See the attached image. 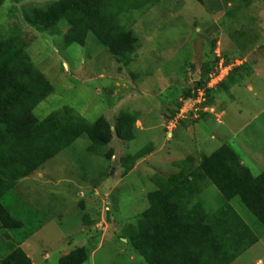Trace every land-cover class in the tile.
<instances>
[{
  "label": "rangeland",
  "instance_id": "374dc122",
  "mask_svg": "<svg viewBox=\"0 0 264 264\" xmlns=\"http://www.w3.org/2000/svg\"><path fill=\"white\" fill-rule=\"evenodd\" d=\"M56 1L4 0L0 31L20 30L26 53L54 88L34 114L43 121L69 108L89 124L103 119L112 138L100 154L112 157L89 153L91 143L83 136L43 166L45 199L29 201L31 214L38 216L27 220L26 229L35 232L27 249L30 259L59 264L72 251L86 248L85 264H147L128 243L126 227L148 209L155 175L178 173L174 163L189 157L198 165L226 140L255 178L264 173V152L254 151L264 149V125L255 122L260 113L264 117V73H255L256 66L264 68V0H156L122 18L139 39L138 50L125 60L113 57L93 35L85 47L65 48L66 27L56 32L36 27L32 11ZM221 68L230 71L223 70L222 77ZM211 77L217 79L210 83ZM189 91L192 97L187 98ZM208 91L213 106L203 102ZM181 109L187 110L186 118L169 136L168 124ZM123 114L134 119L133 142L116 136ZM212 135L216 142L210 141ZM256 136L263 141L259 147L246 145ZM142 153L126 175L124 159ZM199 201L209 214L231 206L259 238L233 264H264V227L240 199L227 202L206 183ZM11 202L13 193L5 200L12 210ZM0 241L5 239L0 236ZM9 251L0 245V260Z\"/></svg>",
  "mask_w": 264,
  "mask_h": 264
},
{
  "label": "trees",
  "instance_id": "16d2710c",
  "mask_svg": "<svg viewBox=\"0 0 264 264\" xmlns=\"http://www.w3.org/2000/svg\"><path fill=\"white\" fill-rule=\"evenodd\" d=\"M155 2L57 0L47 7L35 8L31 20L36 27L51 32L66 27L65 48L85 47L93 35L113 57L125 60L138 50L139 39L122 24V18L146 10ZM3 4L4 0H0V8ZM230 81L237 83L233 78ZM197 85L202 87L205 83ZM53 93V86L26 53L20 30H11L8 35L0 31V236L17 245L9 248L10 253L0 264H33L20 246L35 232L28 231L5 203L20 181L41 170L83 136L91 143L89 153L105 159L112 157L100 154L112 138L103 119L89 124L69 108L54 112L43 121L34 114ZM211 93L207 92L208 106L214 105ZM186 97H192L191 91ZM135 130L132 115H121L116 126L117 138L133 142ZM144 156V153L127 156L123 161L125 174ZM174 166L178 173L168 178L160 175L152 178L156 190L148 195L149 207L136 219V224L126 227L128 243L147 264H233L259 238L231 206L209 214L199 198L204 185L210 183L225 201L240 199L264 227V173L255 178L230 145L203 157L198 165L189 157ZM87 261L86 248H78L62 257L59 264Z\"/></svg>",
  "mask_w": 264,
  "mask_h": 264
},
{
  "label": "crops",
  "instance_id": "0c3cea01",
  "mask_svg": "<svg viewBox=\"0 0 264 264\" xmlns=\"http://www.w3.org/2000/svg\"><path fill=\"white\" fill-rule=\"evenodd\" d=\"M256 67H257L256 70H255L256 74L264 73V68L259 67V66H256ZM262 114H264V113H262ZM255 122H257L258 124H261V125L263 124L264 125V117H263V115H261V113L259 115H257V117L255 118ZM251 126H252L251 123H249L248 125H246V129H248ZM258 131L259 130H257V132ZM234 137H235V139H237L238 138V134H236V135L234 134ZM222 139H224L223 136H222ZM210 141L216 142L217 141V137L212 135ZM226 141H220L218 149L220 147H222L223 145H228L226 143ZM261 142H263V141H261L257 136L255 138L250 137V138L247 139V141H245L246 145H252V146L253 145H258V147H259ZM230 146L233 147L232 145H230ZM257 149L259 150L260 153L264 152V149L261 151L259 148H255L254 151L257 152L258 151ZM242 163L245 165L244 161H242ZM39 171L33 173L28 178L20 181L16 185L14 190H13L14 202L13 203L11 202V206L13 205L12 212L14 213V215L16 217L21 219L26 226L29 223V221L27 222V220L34 219L33 217H35V216H36L35 218H38L37 215L31 214L30 209H29L31 207V205H29L30 204L29 201L32 199V202H34V200H33L34 197L40 198V200H42V201H44V199H45L44 195H42L41 192L44 191L43 179L45 178L46 174L45 173H41ZM39 191H40V193H39ZM44 210H47V207H44ZM37 232H39V231H37ZM29 240L26 241L24 244H22L20 246V248L22 250L24 249L23 251L30 258V254H29V252L27 250L28 247H30ZM0 245L2 246V248L8 247V249L11 248V247L14 249V248L17 247V245L12 246L11 242H8V241H4V242L0 241Z\"/></svg>",
  "mask_w": 264,
  "mask_h": 264
},
{
  "label": "built area",
  "instance_id": "2783aa9c",
  "mask_svg": "<svg viewBox=\"0 0 264 264\" xmlns=\"http://www.w3.org/2000/svg\"><path fill=\"white\" fill-rule=\"evenodd\" d=\"M222 64H223V60H222V62H221V67H222ZM221 70V72H220V76H222V71L224 70V71H226V70H229V68H225V69H220ZM230 71V70H229ZM223 77V76H222ZM221 77V78H222ZM226 78V77H225ZM224 78V79H225ZM215 79H217V77H214V78H212L211 77V80H210V83H212L213 81H215ZM224 79H223V81H224ZM211 84H209V87L211 88V86H210ZM209 87L207 88V89H209ZM198 92V91H197ZM203 102L204 103H206V99H205V96H204V98H203ZM208 109H204V111L206 112ZM186 113H188L187 112V110H185V109H181L180 110V113L178 114V116L175 118V120L174 121H172L171 123H169L168 124V135L169 136H171L172 134H173V129L175 128V124H177L178 123V121H180V119H185L186 118Z\"/></svg>",
  "mask_w": 264,
  "mask_h": 264
}]
</instances>
